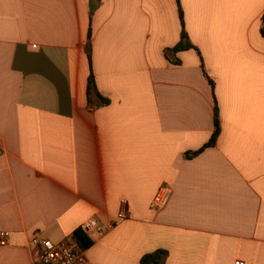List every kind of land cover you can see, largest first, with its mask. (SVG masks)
Wrapping results in <instances>:
<instances>
[{
    "label": "crops",
    "instance_id": "0c3cea01",
    "mask_svg": "<svg viewBox=\"0 0 264 264\" xmlns=\"http://www.w3.org/2000/svg\"><path fill=\"white\" fill-rule=\"evenodd\" d=\"M180 1L169 57L176 0H0V264L91 218L90 264H264V0Z\"/></svg>",
    "mask_w": 264,
    "mask_h": 264
},
{
    "label": "built area",
    "instance_id": "2783aa9c",
    "mask_svg": "<svg viewBox=\"0 0 264 264\" xmlns=\"http://www.w3.org/2000/svg\"><path fill=\"white\" fill-rule=\"evenodd\" d=\"M172 187L169 184L160 186L154 196L152 206L156 209H162L167 206L171 195ZM115 225V222L105 223L91 218L85 221L81 229L84 233H91L96 230L104 233ZM10 232L0 230V245H6L9 242ZM31 244L35 249L33 260L30 264H90L86 250L82 249L73 236L60 242L35 234L31 238ZM234 264H244L243 260H236Z\"/></svg>",
    "mask_w": 264,
    "mask_h": 264
},
{
    "label": "trees",
    "instance_id": "16d2710c",
    "mask_svg": "<svg viewBox=\"0 0 264 264\" xmlns=\"http://www.w3.org/2000/svg\"><path fill=\"white\" fill-rule=\"evenodd\" d=\"M176 1H177L178 11H179L181 32H180V39H179L178 43L173 47L165 49V52L167 53V55H169V57L172 56L171 55L172 53H175V52L181 51V50H186V49H190V48H195L198 50L197 46H195L192 43V41L190 40L189 34L186 30L184 11H183V8L181 5V1L180 0H176ZM261 20H262L261 32L264 35V12L261 16ZM91 36H92L91 30H89L88 41H87V55H88V61H89V66H90V72H89V76H88V99H87V102H88L89 109L92 110V109H95L96 107H99L101 105L108 104L110 102V99L106 96H103L98 91L96 84H95V75H94V71L92 68V59H91V52H90ZM198 52H199V50H198ZM200 58H201V65L204 68L203 58H202L201 54H200ZM204 72H205L212 88L214 89V81L207 75L205 70H204ZM219 132H220V121H219L218 113H217V109H216V117L214 120V129H213V132L211 134L209 141L206 142L198 150H195L192 152H187L186 155L190 156V155L197 154L200 151H202L205 147L213 145L216 142V139L219 135ZM72 236L74 237V239L77 240L79 246L82 249L86 250L92 244L91 238L86 233H84L81 228L76 229L74 231V233L72 234ZM166 255H167L166 250L157 249L155 251L145 253L141 257V262H142V264H165L164 259H165Z\"/></svg>",
    "mask_w": 264,
    "mask_h": 264
}]
</instances>
